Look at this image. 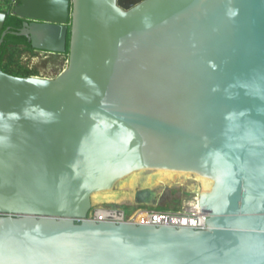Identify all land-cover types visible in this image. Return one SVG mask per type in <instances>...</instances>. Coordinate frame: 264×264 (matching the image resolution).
Segmentation results:
<instances>
[{
  "label": "water",
  "instance_id": "95a60500",
  "mask_svg": "<svg viewBox=\"0 0 264 264\" xmlns=\"http://www.w3.org/2000/svg\"><path fill=\"white\" fill-rule=\"evenodd\" d=\"M0 1V44L60 54L70 24L71 52L0 68V264H264V0ZM163 176L200 183L206 228L87 217Z\"/></svg>",
  "mask_w": 264,
  "mask_h": 264
},
{
  "label": "rangeland",
  "instance_id": "374dc122",
  "mask_svg": "<svg viewBox=\"0 0 264 264\" xmlns=\"http://www.w3.org/2000/svg\"><path fill=\"white\" fill-rule=\"evenodd\" d=\"M67 54H51L46 51H33L28 50L27 53L21 55V65L34 71L39 76L55 77L66 65ZM163 180L143 178L140 179V186L156 187L158 195H165L166 199L161 204H156L154 207L176 210L181 206L184 199L192 197L201 189L198 182L176 181V180ZM161 182V183H160ZM158 185V186H157ZM135 203H122L115 201H98L93 203L95 206H120L133 207Z\"/></svg>",
  "mask_w": 264,
  "mask_h": 264
},
{
  "label": "built area",
  "instance_id": "2783aa9c",
  "mask_svg": "<svg viewBox=\"0 0 264 264\" xmlns=\"http://www.w3.org/2000/svg\"><path fill=\"white\" fill-rule=\"evenodd\" d=\"M88 218L95 220H111L115 222L129 221L138 224L190 226L196 229L206 228L208 214L200 211L198 194L184 199L176 210L160 209L149 205L136 204L133 207L95 206Z\"/></svg>",
  "mask_w": 264,
  "mask_h": 264
},
{
  "label": "trees",
  "instance_id": "16d2710c",
  "mask_svg": "<svg viewBox=\"0 0 264 264\" xmlns=\"http://www.w3.org/2000/svg\"><path fill=\"white\" fill-rule=\"evenodd\" d=\"M22 21L11 13L7 14L3 30L10 25L9 30H16L21 26ZM33 49L27 43L25 36L7 32L3 42L0 44V68L4 71L17 75H37L36 72L21 65V55ZM33 51H35L33 49ZM163 209V208H161Z\"/></svg>",
  "mask_w": 264,
  "mask_h": 264
},
{
  "label": "bare ground",
  "instance_id": "6f19581e",
  "mask_svg": "<svg viewBox=\"0 0 264 264\" xmlns=\"http://www.w3.org/2000/svg\"><path fill=\"white\" fill-rule=\"evenodd\" d=\"M47 52V51H46ZM62 53H66L67 54V65L56 75L58 76L66 67L69 66L70 64V56H71V52H70V24H68L67 26V30H66V48L65 51ZM25 77H32V78H39V79H46V80H50L54 77H45V76H39V75H33V74H29V75H23ZM55 76V77H56ZM153 179V178H152ZM164 180V179H163ZM169 181V180H168ZM167 181V182H168ZM161 183V182H160ZM143 186H144V182H143ZM158 186V185H157Z\"/></svg>",
  "mask_w": 264,
  "mask_h": 264
},
{
  "label": "flooded vegetation",
  "instance_id": "af4514ba",
  "mask_svg": "<svg viewBox=\"0 0 264 264\" xmlns=\"http://www.w3.org/2000/svg\"><path fill=\"white\" fill-rule=\"evenodd\" d=\"M2 2V1H1ZM4 4H6V7H7V2H3ZM5 24V23H4ZM4 27V26H3ZM3 27H2V30H3ZM7 28H9L10 29V25H8V27ZM174 176V175H173ZM155 177V176H154ZM164 177V179L165 180H168V179H170L171 177H169V176H163ZM180 177H183V174H180ZM143 177H141V179H142ZM174 178L175 179H177V177H175L174 176ZM189 178V177H188ZM140 187H142V186H139L138 188H140ZM138 188H136V189H138ZM154 189H155V191H156V187H153ZM132 192V191H131ZM131 192L128 194L129 196V198L131 197ZM156 204H161V203H163L164 201H165V199H166V197H165V195H158V193H157V191H156ZM129 198H126V200L125 201H132V202H134L133 201V198L131 197V200L129 199ZM135 203V202H134Z\"/></svg>",
  "mask_w": 264,
  "mask_h": 264
},
{
  "label": "crops",
  "instance_id": "0c3cea01",
  "mask_svg": "<svg viewBox=\"0 0 264 264\" xmlns=\"http://www.w3.org/2000/svg\"><path fill=\"white\" fill-rule=\"evenodd\" d=\"M5 7H6V4L0 1V9H5Z\"/></svg>",
  "mask_w": 264,
  "mask_h": 264
}]
</instances>
